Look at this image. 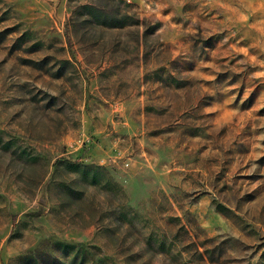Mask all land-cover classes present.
I'll return each mask as SVG.
<instances>
[{
  "label": "rangeland",
  "instance_id": "obj_1",
  "mask_svg": "<svg viewBox=\"0 0 264 264\" xmlns=\"http://www.w3.org/2000/svg\"><path fill=\"white\" fill-rule=\"evenodd\" d=\"M0 264H264V0H0Z\"/></svg>",
  "mask_w": 264,
  "mask_h": 264
}]
</instances>
